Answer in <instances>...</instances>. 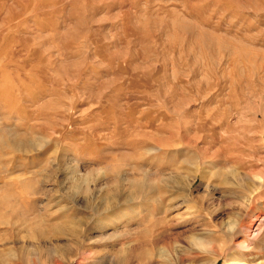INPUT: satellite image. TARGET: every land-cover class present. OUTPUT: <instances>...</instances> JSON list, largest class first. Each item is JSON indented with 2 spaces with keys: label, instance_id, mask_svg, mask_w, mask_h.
Segmentation results:
<instances>
[{
  "label": "rangeland",
  "instance_id": "1",
  "mask_svg": "<svg viewBox=\"0 0 264 264\" xmlns=\"http://www.w3.org/2000/svg\"><path fill=\"white\" fill-rule=\"evenodd\" d=\"M253 173L264 0H0V264H264Z\"/></svg>",
  "mask_w": 264,
  "mask_h": 264
},
{
  "label": "bare ground",
  "instance_id": "2",
  "mask_svg": "<svg viewBox=\"0 0 264 264\" xmlns=\"http://www.w3.org/2000/svg\"><path fill=\"white\" fill-rule=\"evenodd\" d=\"M262 142V141H261ZM263 173V171H262ZM253 175V178H255V182L256 184L253 185L252 187V190L250 191V199H254L261 191L262 189L264 188V175H260V174H252ZM251 175V176H252ZM264 220L258 218L256 222H254L252 225L250 226H246L244 229H241V227L239 226V224L236 226H232L233 229H240L241 232L245 233L247 235V239H248V244L247 246L249 245H253V248H255V250H257L258 252L260 253H264ZM255 227V228H254ZM231 228V229H232ZM254 228V229H253ZM232 229V230H233ZM254 230V231H253ZM240 232V233H241ZM242 233V234H243ZM251 248V247H250ZM254 250V251H255ZM252 251V250H251ZM256 252V251H255ZM248 255H253V252L252 253H249ZM251 256V257H252ZM252 260V259H251ZM249 261V260H248ZM247 261V262H248ZM235 262V261H234ZM244 263V262H242ZM256 264H262V263H257L255 262ZM240 264V263H239ZM245 264V263H244Z\"/></svg>",
  "mask_w": 264,
  "mask_h": 264
}]
</instances>
